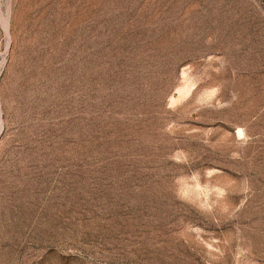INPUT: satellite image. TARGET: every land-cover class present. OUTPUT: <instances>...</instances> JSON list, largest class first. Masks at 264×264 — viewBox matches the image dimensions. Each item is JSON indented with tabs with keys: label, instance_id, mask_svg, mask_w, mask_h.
I'll use <instances>...</instances> for the list:
<instances>
[{
	"label": "rangeland",
	"instance_id": "1",
	"mask_svg": "<svg viewBox=\"0 0 264 264\" xmlns=\"http://www.w3.org/2000/svg\"><path fill=\"white\" fill-rule=\"evenodd\" d=\"M0 264H264V0H0Z\"/></svg>",
	"mask_w": 264,
	"mask_h": 264
}]
</instances>
